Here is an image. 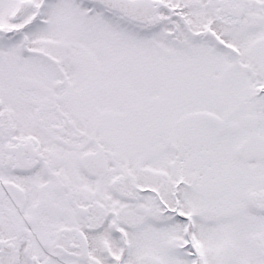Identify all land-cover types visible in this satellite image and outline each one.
Masks as SVG:
<instances>
[{
    "label": "snow or ice",
    "instance_id": "snow-or-ice-1",
    "mask_svg": "<svg viewBox=\"0 0 264 264\" xmlns=\"http://www.w3.org/2000/svg\"><path fill=\"white\" fill-rule=\"evenodd\" d=\"M0 264H264V0H0Z\"/></svg>",
    "mask_w": 264,
    "mask_h": 264
}]
</instances>
